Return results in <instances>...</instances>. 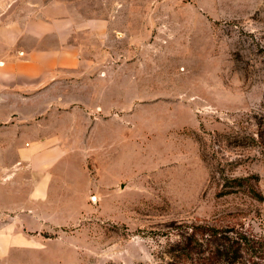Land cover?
<instances>
[{
    "label": "rangeland",
    "instance_id": "obj_1",
    "mask_svg": "<svg viewBox=\"0 0 264 264\" xmlns=\"http://www.w3.org/2000/svg\"><path fill=\"white\" fill-rule=\"evenodd\" d=\"M46 1L0 0V24ZM120 1L89 92L41 116L65 144L38 200L0 119V264H160L175 224L226 217L264 238V0Z\"/></svg>",
    "mask_w": 264,
    "mask_h": 264
},
{
    "label": "crops",
    "instance_id": "obj_2",
    "mask_svg": "<svg viewBox=\"0 0 264 264\" xmlns=\"http://www.w3.org/2000/svg\"><path fill=\"white\" fill-rule=\"evenodd\" d=\"M124 7L120 0H47L31 15L0 24V45L6 49L0 59V119L7 123L14 115L21 130L10 144L23 146L20 163L33 173L32 200L48 192L64 154V141L39 136L46 122L41 116L53 107L65 112L74 91L86 96L89 88L74 82L88 77L102 58V46L109 47L120 32L129 13Z\"/></svg>",
    "mask_w": 264,
    "mask_h": 264
},
{
    "label": "trees",
    "instance_id": "obj_3",
    "mask_svg": "<svg viewBox=\"0 0 264 264\" xmlns=\"http://www.w3.org/2000/svg\"><path fill=\"white\" fill-rule=\"evenodd\" d=\"M249 186L252 196L261 198L253 183ZM226 219L175 224L168 259L160 264H264V238L255 235L243 222Z\"/></svg>",
    "mask_w": 264,
    "mask_h": 264
}]
</instances>
